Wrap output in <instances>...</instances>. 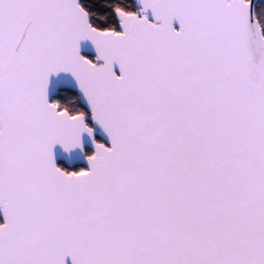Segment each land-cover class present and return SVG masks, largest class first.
Segmentation results:
<instances>
[{"label":"snow or ice","instance_id":"1","mask_svg":"<svg viewBox=\"0 0 264 264\" xmlns=\"http://www.w3.org/2000/svg\"><path fill=\"white\" fill-rule=\"evenodd\" d=\"M0 264H264V0H0Z\"/></svg>","mask_w":264,"mask_h":264}]
</instances>
